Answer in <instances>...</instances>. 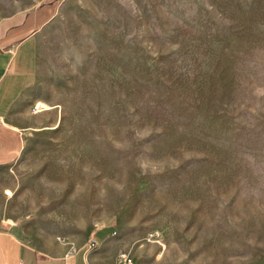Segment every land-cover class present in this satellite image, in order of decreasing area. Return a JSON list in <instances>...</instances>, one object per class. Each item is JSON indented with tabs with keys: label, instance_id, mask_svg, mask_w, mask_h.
I'll return each mask as SVG.
<instances>
[{
	"label": "rangeland",
	"instance_id": "1",
	"mask_svg": "<svg viewBox=\"0 0 264 264\" xmlns=\"http://www.w3.org/2000/svg\"><path fill=\"white\" fill-rule=\"evenodd\" d=\"M42 6L3 221L74 248L111 226L134 264H264V0H0V20Z\"/></svg>",
	"mask_w": 264,
	"mask_h": 264
},
{
	"label": "crops",
	"instance_id": "2",
	"mask_svg": "<svg viewBox=\"0 0 264 264\" xmlns=\"http://www.w3.org/2000/svg\"><path fill=\"white\" fill-rule=\"evenodd\" d=\"M52 17L53 10L42 6L0 20V201L17 197L14 171L29 141V115L41 113L37 42ZM30 231L14 218L0 217V264H118L119 254L127 252L111 226L98 228L76 248L53 238L41 242Z\"/></svg>",
	"mask_w": 264,
	"mask_h": 264
},
{
	"label": "built area",
	"instance_id": "3",
	"mask_svg": "<svg viewBox=\"0 0 264 264\" xmlns=\"http://www.w3.org/2000/svg\"><path fill=\"white\" fill-rule=\"evenodd\" d=\"M95 245H96V243L93 240L89 243L90 248H94ZM118 264H134V262H133V259L129 253L123 252V253H120L118 256Z\"/></svg>",
	"mask_w": 264,
	"mask_h": 264
},
{
	"label": "bare ground",
	"instance_id": "4",
	"mask_svg": "<svg viewBox=\"0 0 264 264\" xmlns=\"http://www.w3.org/2000/svg\"><path fill=\"white\" fill-rule=\"evenodd\" d=\"M8 194H10V193H8Z\"/></svg>",
	"mask_w": 264,
	"mask_h": 264
}]
</instances>
